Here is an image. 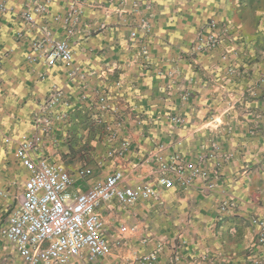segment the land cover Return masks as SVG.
Instances as JSON below:
<instances>
[{
  "label": "crops",
  "instance_id": "crops-1",
  "mask_svg": "<svg viewBox=\"0 0 264 264\" xmlns=\"http://www.w3.org/2000/svg\"><path fill=\"white\" fill-rule=\"evenodd\" d=\"M33 1L44 0H0V190L17 192V201L0 197V225L27 176L16 142L38 135L34 159L70 173L91 169L72 190L118 169L123 184L150 182L158 193L126 209L103 204L109 238L120 222L137 231H123L106 256L83 251L68 264H264V0H76L82 13L72 35L53 20L67 0H52L25 29L21 12ZM125 18L149 23L143 42L129 37ZM210 21L225 40L192 53ZM46 29L69 40L71 69L34 49ZM122 141L129 146L118 156ZM175 152L202 162L213 187L200 177L187 188L156 184L158 161ZM0 264H24L1 237Z\"/></svg>",
  "mask_w": 264,
  "mask_h": 264
},
{
  "label": "built area",
  "instance_id": "built-area-1",
  "mask_svg": "<svg viewBox=\"0 0 264 264\" xmlns=\"http://www.w3.org/2000/svg\"><path fill=\"white\" fill-rule=\"evenodd\" d=\"M51 1L25 4L21 12L25 29L35 24L36 16L44 14ZM67 2L66 14L54 15L53 20L61 21L63 27L72 35L79 22L82 5L76 0ZM123 22L129 29V37L139 42H143L151 31L145 20L135 22L125 18ZM225 32L214 21L201 25L191 46L192 53L199 54L214 48L225 40ZM33 47L47 62L60 63L66 70L72 68L73 50L67 38L53 36L46 29L44 36L33 42ZM141 50L143 53L146 51L144 46ZM177 73L178 71H174L170 74L165 88L172 89ZM188 96V92L182 93L184 99ZM39 142L38 135H21L16 142L15 156L26 170L27 176L18 204L10 209L6 221L0 225V237L15 247L24 264H68L83 251L88 253L90 259L108 255L113 246L122 243V232L133 234L137 231V225L120 222L116 238H109L101 206L112 203L126 209L139 200H158L154 186L150 182L142 181L133 185L123 184L125 175L117 169L95 180L85 190H72L75 179L90 176L91 169H79L70 173L58 163L34 159L30 151ZM128 146L126 141H122L116 154L124 155ZM158 147L162 148L163 145ZM107 156L111 154L108 153ZM199 177L205 179L208 188L213 187V183L207 180L202 162L186 161L175 152L167 161H158L154 178L155 183L166 190L174 185L187 188L194 185ZM0 197L17 201V192L0 190ZM259 240L264 239L262 237ZM243 264H263V261L252 258Z\"/></svg>",
  "mask_w": 264,
  "mask_h": 264
}]
</instances>
